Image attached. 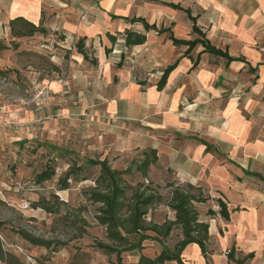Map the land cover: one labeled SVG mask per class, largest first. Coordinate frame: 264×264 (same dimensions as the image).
<instances>
[{
    "label": "crops",
    "instance_id": "1",
    "mask_svg": "<svg viewBox=\"0 0 264 264\" xmlns=\"http://www.w3.org/2000/svg\"><path fill=\"white\" fill-rule=\"evenodd\" d=\"M185 10L206 39L236 59L206 52L201 44L190 51L188 45L174 44L171 34L184 40L201 37ZM16 17L46 33L15 39L9 22ZM139 17L167 31L150 30L145 43L126 47L118 34L130 27L145 32L129 22ZM109 34L117 36L115 43ZM83 38L95 50L97 65L77 51ZM0 39L9 46L16 40L19 52L46 54L54 67L38 68L33 82L38 91L49 89L48 99L38 98L28 109L2 105L0 132L16 123L17 139H40L54 136L72 115L85 114L89 123L110 127L120 153L155 148L159 159L151 167L152 180L171 176L203 186L230 210L238 209L227 221L203 212L206 203L197 204L201 220L210 225V243L216 239L227 251L236 241L238 252L255 253L251 264L260 257L264 262V0H0ZM118 46L120 56L106 53ZM11 51L0 52V68L13 64ZM174 63L165 87L158 89L164 70ZM60 78L69 82L67 91ZM84 93L92 99H83ZM165 206L167 216L158 223L175 219ZM216 256L211 249L206 259L196 243L183 252L185 264H214L210 258L234 264L226 252Z\"/></svg>",
    "mask_w": 264,
    "mask_h": 264
},
{
    "label": "rangeland",
    "instance_id": "2",
    "mask_svg": "<svg viewBox=\"0 0 264 264\" xmlns=\"http://www.w3.org/2000/svg\"><path fill=\"white\" fill-rule=\"evenodd\" d=\"M118 38L122 39L121 36ZM10 46L13 64L11 67L3 68L10 70L6 78L0 77V104L7 110L36 107L39 97L33 82L39 76L37 69L50 71L54 67L46 54L33 51L19 52V43L17 48H13L12 41ZM120 51L121 47L118 46L111 50V53L120 56ZM89 52L93 56L92 52L95 50L92 48ZM28 66L31 67L27 68ZM87 89L91 91L90 88ZM86 96L84 93L83 99H92ZM85 117V114H74L71 116V122L61 124L57 132L53 133L54 136L45 134L40 139L35 137L27 141L17 139L16 123L0 132V220L4 222L0 228L4 250L0 252L4 255L0 256V264L116 263L115 254H106L94 246L96 240L108 242V239L105 227L99 225L94 217L96 205L88 202L84 195V190L94 185V179L100 170L99 166H92L87 161L104 159L107 156L113 168L125 169L133 159L138 158L140 152L120 153L118 137L110 131V127L105 129L93 122L89 123ZM50 164L55 167L56 175L44 183L37 184L36 175ZM72 167L79 169L75 174L78 180L69 179V188L59 190V179L65 177ZM126 178L136 183L140 176L132 174L126 175ZM153 178L154 180L150 177V180L154 182V186H160V192L168 198L171 188L167 183L173 182V178L171 176L164 177V180L158 176ZM205 192L209 193L207 190ZM53 194L58 195V198ZM42 197L55 204L59 211L49 213L42 207L35 206L34 203ZM24 202H29L30 207L23 209ZM214 205H217V202L209 200L206 205L201 206V210L207 213ZM167 211L165 203L156 205L150 210L148 220L160 222L167 216ZM83 218L88 225L83 223ZM83 225L86 233L80 236ZM19 229H26L36 236L47 239L64 240L68 244L57 251L36 246L22 238L17 233ZM180 238L181 230L176 229L166 240V244L173 248ZM210 247L217 253L216 259L228 251H221L216 239H212ZM161 249V244L150 241L142 252L155 256ZM139 252L137 249L124 252L123 264H138ZM210 261L215 264L213 258H210ZM253 264H264L262 257Z\"/></svg>",
    "mask_w": 264,
    "mask_h": 264
},
{
    "label": "trees",
    "instance_id": "3",
    "mask_svg": "<svg viewBox=\"0 0 264 264\" xmlns=\"http://www.w3.org/2000/svg\"><path fill=\"white\" fill-rule=\"evenodd\" d=\"M176 9H182L179 5L169 4ZM190 18L194 21L193 32L201 35L194 40L177 39L173 34L170 35L172 41L176 45H188L189 51L196 45L201 44L204 50L218 56H223L229 61L236 58L231 57L228 52L214 46L206 37L196 24V18L192 17L189 10H185ZM130 23H140L144 31H138L134 28H127L123 33H119L124 45L131 47L140 45L146 42V32L156 30L159 33L167 31L163 28H158L156 24L148 23L145 18H132ZM9 26L11 34L15 39L32 36L35 33H46V29L42 26H36L34 23L25 19L24 17H16L10 20ZM109 39L112 43L117 41V36L109 34ZM12 47L17 48L18 43L12 40ZM11 48L3 39H0V52ZM76 49L82 53L86 60L93 65L98 64V59L93 55H89V49L86 46L85 39H81L76 43ZM111 51L106 49V53ZM93 53V52H92ZM124 54L122 53V57ZM176 67V63L169 65L163 72V75L158 82V89H163L166 85L170 72ZM10 70L0 68V77L6 78ZM144 83V82H140ZM22 145V144H21ZM208 145V144H207ZM210 148V145H208ZM159 159L157 149L149 147L143 149L138 158L132 160L131 164L125 169L113 168L110 164L109 158L104 159H89L87 162L92 166H99V174L94 179V185L89 186L84 190L86 200L93 205H96L95 219L99 225L105 227V235L108 242L96 240L94 246L101 249L106 254H115L116 263L123 264V253L137 249L140 251L138 264H168L176 262L177 264H185L183 259V252L185 248L191 244L196 243L200 246L203 256L207 259L210 249V232L209 223L202 221L197 204L206 203L209 200H215L219 206L218 211L210 208L208 215L215 216L219 214L224 220L229 221L231 214L238 209L230 210L227 202L223 198H213L205 192L203 186L195 185L190 182L180 183L176 180L167 183L171 188L170 196H165L160 192V186H154V182L150 180L151 167L157 163ZM78 168L72 167L65 175L59 179V190H66L69 188V179H77L75 175ZM139 174L140 179L136 183H132L126 178V175ZM56 175V169L53 165L47 166L44 170L36 175V183L41 184L52 179ZM87 179V178H86ZM55 198L58 195L53 194ZM166 204L175 213V219H165L162 223L148 220L150 210L159 204ZM35 206H40L49 213H56L59 211L57 206L42 197L39 201L34 203ZM83 223L87 221L83 218ZM4 222L0 220V228ZM181 230V238L175 243L173 248L166 244V240L176 230ZM17 233L33 245L45 247L53 251H57L60 247L68 244L64 240L47 239L36 236L26 229H19ZM86 233L85 226L80 234ZM136 238V240H134ZM0 234V252L3 250V242ZM157 241L162 245V249L155 256L144 254L142 250L145 248L144 241ZM4 257L3 254H0ZM229 262L234 264H251L255 257L254 252L243 254L236 249V241L233 242L227 252Z\"/></svg>",
    "mask_w": 264,
    "mask_h": 264
},
{
    "label": "built area",
    "instance_id": "4",
    "mask_svg": "<svg viewBox=\"0 0 264 264\" xmlns=\"http://www.w3.org/2000/svg\"><path fill=\"white\" fill-rule=\"evenodd\" d=\"M137 26H141V24L137 23ZM59 81L63 84L64 87H66L65 91H67L69 89V84H68L67 80L65 78H60ZM49 94H50L49 89L47 87H44L38 91L37 97H39V98L47 97L48 98ZM0 97H1V94H0ZM4 115H5L4 107L0 104V124H3L5 122ZM29 207H30L29 202H24L22 204L23 209H27Z\"/></svg>",
    "mask_w": 264,
    "mask_h": 264
}]
</instances>
